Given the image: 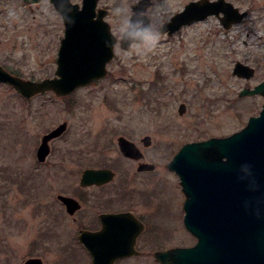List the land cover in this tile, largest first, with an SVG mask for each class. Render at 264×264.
Segmentation results:
<instances>
[{
  "label": "rangeland",
  "instance_id": "1",
  "mask_svg": "<svg viewBox=\"0 0 264 264\" xmlns=\"http://www.w3.org/2000/svg\"><path fill=\"white\" fill-rule=\"evenodd\" d=\"M137 1L99 0L118 38ZM189 1L152 0V29L158 31ZM229 1L249 12L232 28L213 18L172 36L161 33L151 51L118 43L106 78L70 95L48 91L26 99L0 83V264L8 255L15 263L38 255L47 264H91L77 238L78 228L90 221L83 212L70 216L59 194L85 197V211L91 212L108 200L106 209L137 212L147 223L136 243L140 253L116 264H161L156 252L196 243L184 223L181 179L168 164L186 142L241 130L264 104L260 94L239 96L264 80V0ZM15 2L3 4L7 26L0 27V64L26 79L54 77L65 33L61 14L46 0L23 21ZM238 61L255 69L253 77L233 74ZM63 122L67 131L50 142L51 153L40 162L42 137ZM121 136L135 142L145 159L125 157ZM146 136L149 146L142 142ZM139 162L154 164L156 172H139ZM97 167L114 170L113 183L106 189L81 187L82 171Z\"/></svg>",
  "mask_w": 264,
  "mask_h": 264
},
{
  "label": "water",
  "instance_id": "2",
  "mask_svg": "<svg viewBox=\"0 0 264 264\" xmlns=\"http://www.w3.org/2000/svg\"><path fill=\"white\" fill-rule=\"evenodd\" d=\"M34 1V0H26ZM99 0H52L62 14L65 35L61 40L56 76L41 81L13 75L0 66V82L16 89L25 98L53 91L67 96L79 87L90 85L108 74V64L115 56L120 42L128 50L134 44H143L142 31L151 25L147 13L152 0H139L133 5V15L119 39L106 20L109 11L97 9ZM224 13L221 20L226 28L241 22L247 12H241L226 0L192 1L165 22L158 31L172 36L182 27L202 21L212 14ZM255 69L237 62L233 74L250 79ZM264 96V81L254 88H244L239 96ZM186 105L181 104L183 114ZM68 128L63 122L42 137L37 151L40 162L51 152L50 142ZM145 146L152 143L143 138ZM121 152L128 158L144 157L135 142L119 137ZM154 164L141 163L138 170H152ZM168 168L181 179L186 195L184 223L198 240L192 246L175 247L155 253L161 264H264V104L258 116H251L240 131L225 137H210L185 143L169 162ZM111 169H85L80 184L90 186L112 181ZM70 213L79 207L78 200L60 195ZM103 229L84 232L81 241L94 256V264H113L115 259L137 255L138 236L144 224L131 212L103 216ZM31 259L25 264H39Z\"/></svg>",
  "mask_w": 264,
  "mask_h": 264
},
{
  "label": "flooded vegetation",
  "instance_id": "3",
  "mask_svg": "<svg viewBox=\"0 0 264 264\" xmlns=\"http://www.w3.org/2000/svg\"><path fill=\"white\" fill-rule=\"evenodd\" d=\"M8 1H9V4L11 2V0H0V27L1 28H6L7 25H5V23H3V20L2 18L4 17L5 15V10H4V3L5 5H8ZM17 2L14 3L15 5V8L17 11L21 9L20 11V16L19 18H21V20H25V18H28V15H31V11H35L37 10V12L40 10V5L45 2L46 0H34V1H26V0H16ZM51 5L54 6V8L57 10V8L55 7L54 3L52 2V0H47ZM72 1V0H71ZM191 1H198V0H191ZM189 1V2H191ZM207 2H215L217 0H206ZM228 2H231L229 0H226ZM73 2V1H72ZM188 2V3H189ZM75 3H78V2H75ZM187 3V4H188ZM233 3V2H231ZM186 4V5H187ZM101 8L98 6V9ZM12 9V8H11ZM57 12H59L57 10ZM60 13V12H59ZM61 14V13H60ZM249 14V12H248ZM224 16V13H220V15H217V14H212V15H209L208 17H206L204 20L202 21H205V20H208V19H213V18H217L219 21H220V24L223 28H225L226 30L232 28L234 25H236L237 23H234L232 24L229 28H226L221 20V17ZM248 16V15H247ZM61 17H62V14H61ZM63 19V18H62ZM202 21H198V22H202ZM197 23V22H196ZM65 34V33H64ZM63 38V37H62ZM61 38V40H62ZM2 39H3V36L0 34V47H1V43H2ZM0 66L4 67L6 70H8L10 73L16 75L15 73H13L12 71H10L6 66L4 65H1ZM19 76V75H18ZM1 84H5L4 82H0ZM8 85V84H7ZM143 142V140H142ZM144 155V154H143ZM129 159V158H128ZM145 159V155L142 159L140 160H143ZM47 160V159H46ZM45 162V161H44ZM141 163H148V162H139V165ZM149 164H152V163H149ZM139 167V166H138ZM95 169H111L109 167H97ZM112 170V169H111ZM138 170V168H137ZM114 171V170H113ZM139 172L141 173H144V174H147V173H154L156 172V169H152V170H143V171H140L138 170ZM115 172V171H114ZM83 173V171H82ZM82 176V175H81ZM116 178V172H115V177L114 179ZM114 179L108 183H104V184H94V185H90V186H82L81 184V187L83 188H97V189H106L107 186H109L111 183H113ZM80 181H81V178H80ZM62 195V194H59L57 197L58 199L60 200V202L62 203V205L65 207V210L66 212L70 215V216H75L76 214H80L81 212H83V214H85L86 218L89 219L90 221V224L88 225H82L78 228V235H77V238L78 240L80 241L81 245H83V251L84 252H87L88 256L90 255L91 256V264H94V256L91 254L90 250L85 246V244L81 241V236L84 234V232H92V233H96V232H99L103 229L104 225H103V216L104 215H107V214H119V213H124V212H131L134 214V216H136L145 226L146 228V224L145 222H143L138 216H137V212H134V211H131V210H122V209H117V208H110V209H106L105 208V204L108 202V200H104V201H101V203L98 202V204L96 205L97 207L95 209H93V211H85L86 209V206H85V201H83L85 199V197L83 196H79V198H75L73 196H70V195H66V196H70V197H73L75 199L78 200V208L76 209V211L72 214L70 213V210L68 209L67 207V204L61 200L59 198V196ZM85 216H82V222L85 223V221H83L85 219ZM76 220V219H75ZM144 228V229H145ZM82 248V247H81ZM85 249V250H84ZM86 255V254H85ZM14 256V255H13ZM137 255H132V256H129V257H122V258H118V259H115L113 264H116V263H119L123 260H128V259H131V258H135ZM31 259H37V260H40L39 264H47L46 260H44L41 256H26V258L22 259L21 262L19 263H15L14 262V259L12 257V255H8L7 258L4 259V263L5 264H25L27 263L28 260H31Z\"/></svg>",
  "mask_w": 264,
  "mask_h": 264
},
{
  "label": "clouds",
  "instance_id": "4",
  "mask_svg": "<svg viewBox=\"0 0 264 264\" xmlns=\"http://www.w3.org/2000/svg\"><path fill=\"white\" fill-rule=\"evenodd\" d=\"M128 23H130V20L128 21ZM161 32L162 31L153 30L151 28V25L145 28L141 33L143 39V47H146L149 51L155 48V46L161 39Z\"/></svg>",
  "mask_w": 264,
  "mask_h": 264
}]
</instances>
